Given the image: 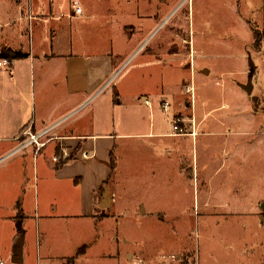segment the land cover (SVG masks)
Listing matches in <instances>:
<instances>
[{"label":"rangeland","instance_id":"rangeland-1","mask_svg":"<svg viewBox=\"0 0 264 264\" xmlns=\"http://www.w3.org/2000/svg\"><path fill=\"white\" fill-rule=\"evenodd\" d=\"M71 1L15 0L17 8L7 17L11 16L12 34H17L14 41L17 48L21 51L26 46L23 42L33 41L32 29L58 24ZM79 2L84 7L85 19L76 27L78 42L110 51V45L102 38L100 19L111 17L115 47L127 54L114 57L115 73L109 89L106 87L100 98L114 87L120 86L125 93L153 90L160 81L165 87L159 92L160 98L170 93H184L189 100L193 96L197 107L195 123L203 124L199 131L204 135L198 139L195 136V142L186 138L185 175L177 163H173L170 171H162L161 166L153 171L152 167L157 166L148 157L151 155L145 151L146 146L140 140L135 142L140 152L130 157L126 172L123 171L130 183L129 195H118L123 207L108 209L112 216L108 228L116 238L113 257L101 262L97 251L88 252L76 264H264V97L255 96L252 115H238L242 111L236 110L245 106L238 93L243 92L238 84L247 78L243 72L245 52L256 71L252 83L257 94L264 76V58L256 56L264 50L263 30L256 18L261 0ZM93 13L96 14L92 16ZM155 28L146 44L128 58L133 47L125 44L128 37L142 34L145 38ZM255 31L260 35L258 41L253 39ZM62 39L63 36L59 44L64 43ZM152 57L163 60V64L143 67ZM20 65L17 75L22 78L30 75L28 63L23 60ZM150 73V82L138 81L142 75L150 77ZM186 87H192V91L186 93ZM30 94L32 112L35 109L32 83ZM224 102L230 107H222ZM180 105L187 108L185 101ZM119 149L120 145L116 155ZM31 150L32 146L9 155L0 163V173L18 178L24 174L30 180L37 164V155L32 163ZM43 153L38 156L39 164ZM118 164L115 187L120 189L123 163L118 160ZM140 202L146 205V212ZM51 227L57 253H68L73 242L76 243V235L85 228L82 223ZM6 228L1 226L2 240ZM63 264H70L69 260Z\"/></svg>","mask_w":264,"mask_h":264},{"label":"crops","instance_id":"crops-1","mask_svg":"<svg viewBox=\"0 0 264 264\" xmlns=\"http://www.w3.org/2000/svg\"><path fill=\"white\" fill-rule=\"evenodd\" d=\"M16 3L15 0H0V52L3 48L18 49L14 43L17 34L11 32V16L7 17L12 9L17 8ZM67 5V13L58 24L51 23L41 30L32 29L33 41L23 42L26 43L25 49H18L26 54L24 57L15 59L8 67H0V163L12 153L31 146L33 164L37 155V164L33 166L30 180L24 174L18 178L10 173H0V234L1 226L7 227L4 240L0 237V262L4 261L5 264H63L65 260L76 264L79 257L94 251H97L101 262L111 259L116 238L108 228V221L112 218L108 209L123 207L118 195H129L130 183L125 180L123 171L126 172L130 157L140 152L135 142L142 141L146 146L145 151L151 155L148 157H152L157 166L152 167L153 171L158 166L162 171H170L173 163H177L181 174L186 170L183 159L186 155V138L190 137L195 142V137L191 135H171L173 117L182 114L189 119L194 117L196 121L194 99L192 102L184 93L164 94L160 98L159 92L165 88L160 81L153 90L125 93L120 86L114 87L106 92L104 98H100L102 91L110 86L115 73L114 57L127 54L115 47L111 17L100 19L102 38L106 45H110V51L106 47L92 49L78 42L75 38L78 36L76 27L85 17L70 16L71 3ZM259 8L256 18L263 30L264 49V0H261ZM247 21L251 25L250 20ZM155 30L145 38L142 34L131 39L128 37L125 44L133 46L128 58L146 44ZM61 36L63 44H59ZM35 37L38 38L37 42ZM243 55L246 68L243 72L247 78L241 79L238 87L243 92L239 90L238 93L245 100V106L241 105L245 109L240 106L236 110L242 111L238 115H252L257 95L264 97V76L260 79V85L258 80L261 94L254 92L255 85L249 94L243 85L251 78L253 80L256 71L251 67L248 52ZM256 56L262 60L264 50ZM23 60L28 63L30 72L24 78L17 75L20 61ZM162 64L163 60L152 57L142 66ZM208 72L206 69L205 73ZM143 77L146 76L142 75L138 81L150 82L152 74L146 79ZM31 83L35 87V109L32 112L29 111ZM163 100L171 102L168 109L163 107ZM183 101L187 108L180 105ZM222 107L229 108L230 104L224 102ZM185 125L188 131L196 130V139L204 135L199 131L203 125L200 122L193 125L190 120ZM26 131L40 134L39 141L44 144L39 147L35 143H27L29 134ZM119 145L121 150L116 155ZM62 148L71 152L70 157L54 161V156L61 154ZM41 152L44 153L39 164ZM84 152L89 154L87 158L83 156ZM20 160L24 161V158ZM118 160L123 163L120 189L115 187ZM106 191L107 206L103 208L101 204ZM140 205L146 212V205L143 202ZM59 223L73 226L82 223L85 226L76 235L77 244L73 242L68 253H57L52 240L51 226ZM20 237L21 262L14 263L13 252Z\"/></svg>","mask_w":264,"mask_h":264},{"label":"built area","instance_id":"built-area-1","mask_svg":"<svg viewBox=\"0 0 264 264\" xmlns=\"http://www.w3.org/2000/svg\"><path fill=\"white\" fill-rule=\"evenodd\" d=\"M84 10L83 7L81 6L79 0H72L71 1V13L70 16L73 17H78V16H82ZM13 63V60L9 59V58H0V67H8ZM192 91V87H186V93H189ZM193 96L191 95V100L193 102ZM171 106V102L169 100H163V107L165 109H168ZM193 123V125L195 124V118L192 117L191 119L186 118V116L183 115H177L175 117H173L172 120V132L171 135H191L193 137H195L197 135L196 130L193 128V130L188 131L187 127L185 124H187L188 121H190ZM25 133L29 134V140L27 143H35L37 146H41L44 143L39 141V137L40 134L38 133H31V131H26ZM71 152L66 149V148H62V153L59 155L54 156V161L59 162L60 160H62L63 158H68L70 157ZM83 156L85 158H87L89 156V154L87 152L83 153ZM0 264H5L4 261H1Z\"/></svg>","mask_w":264,"mask_h":264},{"label":"water","instance_id":"water-1","mask_svg":"<svg viewBox=\"0 0 264 264\" xmlns=\"http://www.w3.org/2000/svg\"><path fill=\"white\" fill-rule=\"evenodd\" d=\"M243 88L250 94L252 92V88H253V83H252V78L247 82V84L243 85ZM107 199H108V192L106 191L104 193V198H103V203L101 204V207H106L107 206ZM21 242H22V238L20 237V239L17 241L15 248H14V252H13V258H12V262L14 263H19L21 262Z\"/></svg>","mask_w":264,"mask_h":264},{"label":"trees","instance_id":"trees-1","mask_svg":"<svg viewBox=\"0 0 264 264\" xmlns=\"http://www.w3.org/2000/svg\"><path fill=\"white\" fill-rule=\"evenodd\" d=\"M259 33H257L256 31L254 32V40L258 41V39H260L259 37ZM26 54H22L20 51H13L10 48H7L5 50H3L2 52H0V58H9V59H18L21 57H24Z\"/></svg>","mask_w":264,"mask_h":264}]
</instances>
